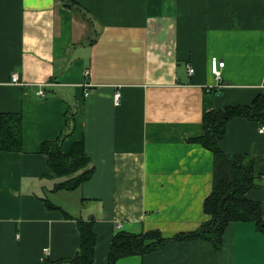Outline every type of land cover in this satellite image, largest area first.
Listing matches in <instances>:
<instances>
[{"label": "crops", "instance_id": "crops-1", "mask_svg": "<svg viewBox=\"0 0 264 264\" xmlns=\"http://www.w3.org/2000/svg\"><path fill=\"white\" fill-rule=\"evenodd\" d=\"M73 1L0 0V112L23 115L22 148L0 150V264H73L80 219H94L93 264H109L120 231L195 230L213 188L214 152L197 140L205 114L264 93V0ZM263 127L235 117L219 140L255 157L246 196L262 202ZM47 141L82 144L92 176L58 189ZM115 264H264V232L234 221L222 248L173 240Z\"/></svg>", "mask_w": 264, "mask_h": 264}, {"label": "trees", "instance_id": "trees-1", "mask_svg": "<svg viewBox=\"0 0 264 264\" xmlns=\"http://www.w3.org/2000/svg\"><path fill=\"white\" fill-rule=\"evenodd\" d=\"M76 6L73 0H64ZM235 117H247L264 121V93L255 97L249 105H232L208 111L204 117L205 134L197 140L214 152L213 188L205 199L204 209L210 218L192 231L165 237L159 230L133 234L120 231L113 239L109 264L118 259L144 254L161 248L173 240L205 239L216 248H222L227 226L234 221L252 220L264 232V202L250 199L246 193L259 185L256 159L244 153H229L221 149L219 140L225 135L227 125ZM23 115L19 112H0V150L15 151L22 148ZM43 150L49 155L53 170L63 176L58 189H76L88 180L94 167L82 144H76L69 153L61 150L60 142H45ZM50 208L55 206L48 202ZM94 219L79 222L80 249L72 259L73 264H93L97 235ZM60 262V261H59ZM47 264H56L47 261Z\"/></svg>", "mask_w": 264, "mask_h": 264}, {"label": "built area", "instance_id": "built-area-1", "mask_svg": "<svg viewBox=\"0 0 264 264\" xmlns=\"http://www.w3.org/2000/svg\"><path fill=\"white\" fill-rule=\"evenodd\" d=\"M224 66H225V61L223 59H220L217 56H214L212 58V72L216 76L219 86H225V84L223 83V80H222V69H223ZM190 72L191 73L194 72L193 67H190ZM87 74H88V72H87ZM12 82L15 83V84H19L21 86L27 85V83L25 81L20 79L18 73H13L12 74ZM39 93L41 95H45V92H44L43 89H40ZM88 94L89 93L86 92V95H88ZM116 97H117V100H119V98H120V93L119 92H117ZM261 130L264 131V127Z\"/></svg>", "mask_w": 264, "mask_h": 264}]
</instances>
